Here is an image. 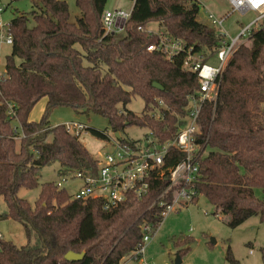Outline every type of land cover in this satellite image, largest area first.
<instances>
[{
  "label": "trees",
  "instance_id": "trees-1",
  "mask_svg": "<svg viewBox=\"0 0 264 264\" xmlns=\"http://www.w3.org/2000/svg\"><path fill=\"white\" fill-rule=\"evenodd\" d=\"M74 1L81 13L74 23L64 0H31L34 24L28 26L25 13L15 14L8 23L11 51L0 76V202L6 208L0 218L20 222L27 242L17 246L0 240V264H119L129 256L142 241V226L157 228L179 189L174 185L162 194L169 185L167 168L184 152L174 146L168 149L164 175L149 178L141 198L128 194L117 206L104 210L98 198L71 199L55 182L39 184V170L48 164L58 163L59 174H64L94 170L98 161L83 148L79 135L68 133L64 124L49 125V114L54 107L66 106L75 113L104 118L113 133L137 126L149 129L158 142L170 140L176 132L174 114L184 113L189 96L198 89L196 75L183 66L187 51L210 58L220 47L217 31L197 20L199 7L194 0H130L132 8L121 35L104 33L101 15L107 0ZM151 22L180 39L183 49L169 57L148 51L147 46L157 41L147 29ZM154 82L163 89L154 88ZM135 96L144 103L140 114L127 108ZM43 98L40 119L29 120L31 109ZM157 99L169 107L160 119L146 113ZM262 104L264 25L227 61L217 80L215 101H206L201 108L195 137L197 174L189 185L196 191L193 202L205 197L215 214L228 216L226 224L231 228L252 216L264 221V197L254 194V188L264 194ZM15 123L18 132L13 130ZM86 130L100 140L109 139L96 129ZM36 187L39 194L33 205L18 196L20 188ZM190 243L189 237L178 238L177 244L183 246L176 255L182 256ZM67 251L84 256L68 261ZM260 251L264 261V244ZM226 259L238 264L229 246Z\"/></svg>",
  "mask_w": 264,
  "mask_h": 264
},
{
  "label": "built area",
  "instance_id": "built-area-1",
  "mask_svg": "<svg viewBox=\"0 0 264 264\" xmlns=\"http://www.w3.org/2000/svg\"><path fill=\"white\" fill-rule=\"evenodd\" d=\"M194 1L199 7V11L203 10L209 25L221 36L220 47L217 49L216 54L210 58H207L203 52L193 53L187 51L183 59V66L196 75L198 89L195 94L189 96L184 113L174 114L176 132L173 138L158 142L153 138L152 132L147 129L148 133L144 135L142 141L128 139L121 142L117 138L111 139L109 144L114 149L98 158L94 170L82 169L64 173L66 176H62L61 181L55 182L56 187L61 188L62 182L66 180L80 181L76 192L72 197L70 196L71 199L98 198L102 201V208L108 210L124 201L128 194L141 198L147 191L148 179L152 177L161 178L164 175V157L168 149L174 146L184 152V157L167 168L169 185L162 194L174 185H179V189L172 202L166 205L163 215L168 211L176 210L182 205L193 202L196 191L189 185L196 179L197 174V164L193 156L199 149L195 137L199 133L198 120L201 108L206 101H215L217 80L221 77L223 69L233 52L250 37L253 31L264 25V0H228L231 11L226 12L223 17L215 16L201 4L200 0ZM234 11L241 14L254 11L256 16L246 25H242L235 36L230 37L223 28V21ZM129 13L121 9H104L101 15L104 33L109 35L123 34ZM154 33L157 35V41L147 46L148 51H158L169 57L183 49L180 39L174 38L162 30ZM2 44L11 46L12 37L8 31V24L5 28L0 20V45ZM213 57L218 65L209 63V60ZM156 102L155 105H151L147 109L146 113L160 119L163 117L162 111H168L169 107L161 99H157ZM7 113L10 119L14 117L11 105H8ZM64 127L68 133L75 135H79L86 130V125L78 121L66 122ZM13 130L18 132L19 125L15 123ZM19 137L17 136V138ZM142 231V241L128 257L138 259L137 264H150L141 257L144 245L151 239L154 230L148 225H143ZM2 239L4 237L0 231V240ZM250 253H252L251 250Z\"/></svg>",
  "mask_w": 264,
  "mask_h": 264
},
{
  "label": "rangeland",
  "instance_id": "rangeland-1",
  "mask_svg": "<svg viewBox=\"0 0 264 264\" xmlns=\"http://www.w3.org/2000/svg\"><path fill=\"white\" fill-rule=\"evenodd\" d=\"M69 9V21L74 23L81 13L75 5L74 0H64ZM201 4L208 8L215 16L223 17L226 12L231 11L228 0H200ZM130 0H107L104 9H121L130 12L132 8ZM0 20L6 25L15 14L25 13L28 15V26L34 22L29 12L32 10L31 0H0ZM256 16V12L247 11L243 14L238 11L232 12L223 21V28L230 37L235 36L241 26L249 23ZM197 20L205 25L209 22L201 9L197 15ZM211 27V26H210ZM149 31L158 32L160 26L156 22L147 25ZM227 39V38H226ZM79 48V46H76ZM11 46L2 44L0 46V76L3 75L5 57L10 54ZM204 55H206L204 53ZM209 63L218 65L213 57ZM45 99L39 100L29 113V120L38 121L42 115ZM143 101L135 96L127 105V108L135 114H140L143 109ZM264 106V104H262ZM70 121H78L88 128L103 132L109 138L108 141L94 137L88 130L81 132L78 136L83 148L97 159L103 154L111 152L114 147L109 144L115 138L110 131L107 121L95 114L75 113L73 109L66 106H57L49 114V125L64 124ZM148 130L143 127H127L124 132L119 133L120 137L142 141ZM18 141V139L16 140ZM58 163L48 164L39 170V184L43 182H58L62 180L59 174ZM80 185L78 180H66L62 182L64 188L72 197ZM39 194V187L33 189L20 188L18 196L31 205L34 204ZM254 194L258 198H263L264 194L260 188H254ZM6 210L4 203L0 202V214ZM228 216L217 212L214 206L203 196H199L195 202L182 205L176 210L168 211L164 214L161 223L154 229L151 239L145 243L142 259L150 264H174V260L179 247L178 238H191L190 248L180 256L181 264H231L226 259L228 246L231 254L238 261V264H264L260 247L264 244V221L259 217L252 216L241 225L231 228L226 222ZM0 231L5 240L13 242L17 246L25 245L27 242L23 227L20 222L12 219L0 218ZM214 239V243L211 242ZM32 241V240H31ZM186 246V245H184ZM250 250L252 253H250ZM138 259L124 257L119 264H137Z\"/></svg>",
  "mask_w": 264,
  "mask_h": 264
},
{
  "label": "water",
  "instance_id": "water-1",
  "mask_svg": "<svg viewBox=\"0 0 264 264\" xmlns=\"http://www.w3.org/2000/svg\"><path fill=\"white\" fill-rule=\"evenodd\" d=\"M152 86L154 88H156V89H159V90H162L163 89L162 86L159 85L156 82L152 83ZM114 135H115V138H117V139L120 138V135H119L118 132L114 133ZM211 242L214 243L215 242L214 239H211ZM83 256H84V252L75 253L73 251H67L65 253V255H64V258L66 260H68V261H79V260H81L83 258ZM181 263H182L181 258L178 255H176L175 260H174V264H181Z\"/></svg>",
  "mask_w": 264,
  "mask_h": 264
},
{
  "label": "crops",
  "instance_id": "crops-1",
  "mask_svg": "<svg viewBox=\"0 0 264 264\" xmlns=\"http://www.w3.org/2000/svg\"><path fill=\"white\" fill-rule=\"evenodd\" d=\"M1 46V45H0ZM46 101V100H45ZM186 205V204H185Z\"/></svg>",
  "mask_w": 264,
  "mask_h": 264
}]
</instances>
